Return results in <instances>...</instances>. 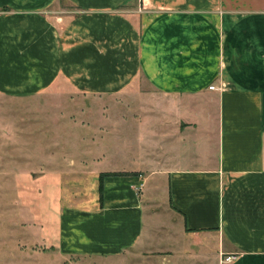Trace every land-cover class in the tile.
Instances as JSON below:
<instances>
[{
  "label": "crops",
  "instance_id": "0c3cea01",
  "mask_svg": "<svg viewBox=\"0 0 264 264\" xmlns=\"http://www.w3.org/2000/svg\"><path fill=\"white\" fill-rule=\"evenodd\" d=\"M59 84L144 100L128 110L145 119L126 129L138 139L128 165L87 172L100 179L89 199L67 202L62 172L41 173L44 243L264 264V0H0V91L56 98ZM173 242L183 249L165 250Z\"/></svg>",
  "mask_w": 264,
  "mask_h": 264
},
{
  "label": "rangeland",
  "instance_id": "374dc122",
  "mask_svg": "<svg viewBox=\"0 0 264 264\" xmlns=\"http://www.w3.org/2000/svg\"><path fill=\"white\" fill-rule=\"evenodd\" d=\"M54 91L59 92L56 98L49 97L50 92L33 97L0 91V264H196L183 254L162 263L158 256L148 255L146 248L116 256L64 255L49 242L44 243L38 214L45 208L43 198L50 197L51 181L41 173L62 172L60 182L67 202L89 199L100 187V179L87 172L112 167V162L118 167L128 165L137 151L138 139L135 128L132 132L126 129L132 117L135 127V122L142 125L145 119L141 114L130 116L128 110L144 105V100L84 96L62 84ZM126 134L127 141L123 140ZM119 135L122 142L117 143H130L131 148L114 147L113 137ZM83 137L87 139L82 141ZM100 137L105 147L95 146ZM107 151L108 163H97ZM120 151L127 152V156L122 159ZM141 169L148 167L144 164ZM159 194L165 200L164 191ZM163 245L165 250L183 249L176 242ZM163 245L156 243L149 248L157 251L156 246L161 249Z\"/></svg>",
  "mask_w": 264,
  "mask_h": 264
},
{
  "label": "built area",
  "instance_id": "2783aa9c",
  "mask_svg": "<svg viewBox=\"0 0 264 264\" xmlns=\"http://www.w3.org/2000/svg\"><path fill=\"white\" fill-rule=\"evenodd\" d=\"M209 88L210 89H214L215 88V86L213 85V84H211V85H209ZM234 258V256H226L225 258H224V260L225 261H230L231 259H233Z\"/></svg>",
  "mask_w": 264,
  "mask_h": 264
},
{
  "label": "trees",
  "instance_id": "16d2710c",
  "mask_svg": "<svg viewBox=\"0 0 264 264\" xmlns=\"http://www.w3.org/2000/svg\"><path fill=\"white\" fill-rule=\"evenodd\" d=\"M105 174H106V173H101V175H105ZM101 175H100V176H101Z\"/></svg>",
  "mask_w": 264,
  "mask_h": 264
}]
</instances>
